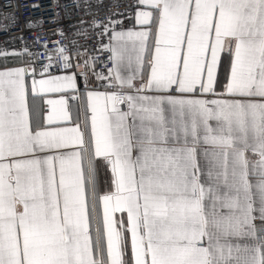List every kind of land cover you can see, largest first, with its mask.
Here are the masks:
<instances>
[{
	"label": "snow or ice",
	"instance_id": "1",
	"mask_svg": "<svg viewBox=\"0 0 264 264\" xmlns=\"http://www.w3.org/2000/svg\"><path fill=\"white\" fill-rule=\"evenodd\" d=\"M75 2L0 48V264H264V0Z\"/></svg>",
	"mask_w": 264,
	"mask_h": 264
},
{
	"label": "built area",
	"instance_id": "2",
	"mask_svg": "<svg viewBox=\"0 0 264 264\" xmlns=\"http://www.w3.org/2000/svg\"><path fill=\"white\" fill-rule=\"evenodd\" d=\"M16 5L15 8L5 6L0 8V12L10 11L14 12L18 18V26H13L9 32L0 30V48H17L21 47L19 40L15 43L8 40L9 36H19L23 33L24 38L27 41H31L33 37H44L46 33H55L58 27H62L71 38L74 26L77 25V21L81 18L82 9L76 6L75 0H12ZM83 3V0H80ZM90 3L95 4L96 0H89ZM105 4L110 3L111 0H103ZM130 0H120L121 4L129 3ZM0 4L6 5V0H0ZM32 5H38L33 8ZM68 9H72L74 14L69 15ZM59 13L60 18L52 22V17ZM105 12L101 9L96 18L102 19ZM31 19L33 22L42 20L43 24L40 26L43 31H37L34 28L26 27V22ZM85 19H88L87 17ZM6 23V21H4ZM59 36L51 35L49 44H54L59 40ZM95 44V41H90V45ZM103 65L100 64L97 71H102Z\"/></svg>",
	"mask_w": 264,
	"mask_h": 264
}]
</instances>
